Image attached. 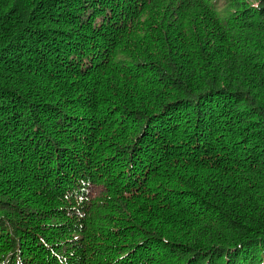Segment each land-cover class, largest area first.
Here are the masks:
<instances>
[{
	"label": "trees",
	"instance_id": "obj_1",
	"mask_svg": "<svg viewBox=\"0 0 264 264\" xmlns=\"http://www.w3.org/2000/svg\"><path fill=\"white\" fill-rule=\"evenodd\" d=\"M0 264H264V0H0Z\"/></svg>",
	"mask_w": 264,
	"mask_h": 264
}]
</instances>
